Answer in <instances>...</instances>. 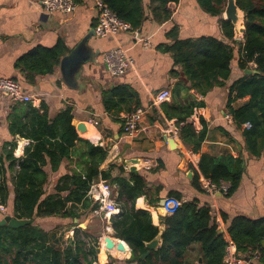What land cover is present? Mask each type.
<instances>
[{"label":"trees","instance_id":"obj_1","mask_svg":"<svg viewBox=\"0 0 264 264\" xmlns=\"http://www.w3.org/2000/svg\"><path fill=\"white\" fill-rule=\"evenodd\" d=\"M75 1L78 3L81 0ZM101 1L119 19L128 23L131 31L140 29L145 18L142 0ZM153 1L158 3L161 19L164 20L169 19L172 13L168 4L178 2ZM197 1L202 9L213 15H220L226 4V0ZM235 2L243 13L244 26L243 40L237 51V65L245 70L249 69V64H253L252 70L256 72L246 73L229 85L226 106L236 126L243 127L245 151L257 157L264 146V0ZM220 24L225 39L236 43L231 22L223 19ZM166 35L171 43L162 48L171 53L174 64L180 67L190 82L189 88L205 93L229 77L233 51L228 42L205 36L179 38L176 26L171 27ZM66 51L63 43L52 48L37 46L24 54L17 66L25 69L30 77L49 74ZM133 94L131 87L117 86L109 92L105 105L107 108L118 106V102L131 98ZM244 97L248 99L242 105L232 106L234 101ZM197 105L199 103L177 101L175 95L169 102L160 104L164 119H176L178 136L191 152L200 149L206 134L204 124L196 131L193 123L188 121ZM21 109V104L12 107L9 129L12 135L29 139L30 143L20 157L13 154L15 140L3 142L0 146V206L9 207L16 218L30 222L19 227L0 225V264H97V236L93 237L86 229H81V238L76 234L78 228H73L75 239L62 246L55 232L43 229L38 219H55L59 223L71 221L69 227L76 226L74 219L98 208V204L88 195L90 185L98 180L116 186L117 197L121 201L119 203L116 199L119 213L111 215L109 222L113 236L123 240L130 248L128 262L197 264L201 258L202 264H222L227 240H230L239 257L249 259L256 252L258 257L255 264H264V217H229L221 212L225 225L223 233L212 219L211 207L201 205L197 200L181 201L173 212L159 217V224L164 225L160 246L142 258L148 251L145 243L157 235L159 228L153 224L148 210L135 207V200L143 196L150 206H156L160 200L161 186H148L141 173L128 172L123 175L122 166L117 167L119 175L113 176L114 163L101 169L108 148L78 136L70 107L49 117L47 106L41 102L37 108L28 107L29 115L25 121H21L15 113ZM245 123L249 126H244ZM75 155L76 160L73 159ZM63 162H75V167L60 175L50 192L47 190L48 173L45 166L49 164L50 170L56 171ZM189 167L193 172L191 182L194 187L200 188V176L215 183L222 180L229 183L225 195H230L240 184L244 159L241 151L237 156L229 153L219 156L202 154L198 163H190ZM168 196L180 198L179 193L173 191ZM166 204L171 205V210L175 202ZM193 243L198 244L194 256L188 249ZM105 256L103 253L99 261L103 262ZM104 264H112V260Z\"/></svg>","mask_w":264,"mask_h":264},{"label":"crops","instance_id":"obj_2","mask_svg":"<svg viewBox=\"0 0 264 264\" xmlns=\"http://www.w3.org/2000/svg\"><path fill=\"white\" fill-rule=\"evenodd\" d=\"M38 2L0 0V76L16 78L22 90L31 96L30 101L19 102L0 93V146L3 142L15 140L13 154L20 157L30 143L29 139L10 132L9 115L13 106L22 105V109L15 112L21 121L28 117L29 106L37 108L41 102L47 106L49 117L70 107L74 126L83 123L86 126L85 133L87 129L94 131V139L87 140L107 146L108 154L101 169L114 163L116 167L112 170L113 176L119 175V166L124 168L122 174L127 175V160L136 159L138 173L143 175L148 186H161L160 200L156 206H150L143 196L135 200V207L148 210L153 224L158 227L160 214L157 208L163 199L167 209L171 205L166 202L172 201L175 206L189 200H197L201 205L208 204L212 219L223 233L225 225L221 220V212L229 217H264V146L257 157L245 151L243 127L236 126L226 106L229 85L246 73L237 65V51L243 33L234 35L233 39L237 42L233 43L225 39L222 32L220 22L225 19V6L220 15H213L202 9L197 0H178L177 3L168 4L172 13L169 19L164 20L161 19L157 2L142 0L145 18L135 34L125 31L114 36L99 37L93 32L97 15L94 0H81L72 13L52 14L43 13ZM173 26L177 27L179 38L205 36L228 42L233 51L229 77L205 93L189 88L190 82L180 67L174 64L171 53L162 48L171 43L166 33ZM143 40H148L149 45L143 46ZM58 43H63L67 51L54 65L51 73L30 77L25 69L17 66L18 60L31 49L37 46L52 48ZM115 45L123 47L134 58L133 67L118 76L111 75L102 62L104 52ZM248 66L252 69L254 65ZM120 85L131 87L133 96L118 102V106L107 108L105 99L112 89ZM162 89L170 91V98L165 102H169L172 95H175L177 101L199 103L188 118L196 131L203 124L206 126L205 139L197 152L188 150L179 136H170V129L177 128L176 119H164L160 104H152L154 96ZM247 99H237L232 106L239 107ZM136 108L143 110L138 130L126 136L122 131L124 118ZM94 121L97 123L94 124ZM77 134L86 138L79 132ZM166 138H172L173 143L170 145ZM240 151L244 159V172L238 188L232 194H208L192 185L193 172L189 164L196 165L202 154L219 156L229 153L237 156ZM73 159L76 160L77 155ZM74 167L75 162H63L60 169L52 171L47 164V190L52 192L58 177ZM113 189L117 197L115 185ZM170 191L178 192L180 200L169 197ZM116 199L121 202L118 197ZM108 235L114 241L118 239L113 236L112 228L106 226V233L98 237V256L100 250H104L103 246L100 249L101 240ZM127 248V254L121 256L104 250L102 254H106L105 260L100 264L108 259L112 260V264H135L127 261L130 258V248ZM188 249L194 256L198 244L193 243ZM240 260L242 264L256 263L254 255L249 259L240 257ZM197 264H202V261H197Z\"/></svg>","mask_w":264,"mask_h":264},{"label":"built area","instance_id":"obj_3","mask_svg":"<svg viewBox=\"0 0 264 264\" xmlns=\"http://www.w3.org/2000/svg\"><path fill=\"white\" fill-rule=\"evenodd\" d=\"M38 6L43 13L52 14L59 13H72L76 7L77 2L75 0H39ZM94 7L97 10L96 23L93 27V32L96 36L104 37L107 35L114 36L118 32H133L130 25L116 16L101 0H94ZM143 46H148V40L142 41ZM102 62L105 65L107 71L113 75L118 76L131 69L134 65V58L129 55L126 50L120 45H115L106 50L102 57ZM0 93L9 97L12 101L27 102L31 100V96L22 90L18 80L13 77L0 76ZM170 98V91L168 89H162L159 91L152 101V104L159 105ZM143 115L141 108L134 109L125 118L122 124V131L124 135H132L138 130L140 119ZM97 122L94 121V124ZM244 126L248 127L249 124L245 123ZM171 137H178V129L171 128ZM200 189L208 194L221 193L225 195L227 193L229 183L220 181L218 183L212 182L208 178L203 176L199 177ZM89 197L98 204V208L94 210L103 211L106 217L110 218L111 215L119 213V207L116 203V192L113 186L106 181L101 180L98 183H92L88 190ZM175 205L171 210L166 209V215L173 212ZM258 257V253H254V258ZM222 264H242L240 257L236 252L234 243L227 240V246L223 257Z\"/></svg>","mask_w":264,"mask_h":264},{"label":"water","instance_id":"obj_4","mask_svg":"<svg viewBox=\"0 0 264 264\" xmlns=\"http://www.w3.org/2000/svg\"><path fill=\"white\" fill-rule=\"evenodd\" d=\"M238 11H241L237 5L235 0H226V4H225V8H224V14H225V19L229 20L231 22V24L234 27V35H239L240 33L244 32V26H239V14ZM242 12V11H241ZM241 19H243V13L241 15ZM245 73L250 74V73H255L256 70H252V69H245L244 70ZM188 121H190V119H188ZM84 124L83 123H77L75 128L78 131L79 127H83ZM87 139V138H85ZM166 140H168L167 142L171 145L173 143V139L172 138H166ZM135 163H137L136 159H128L127 160V170L128 172L131 173H138V168L135 165ZM164 199L160 201L158 212L160 214V216H165L166 215V209L164 208ZM77 219H74V222H76ZM30 220L28 219H19L16 217H11L9 215L4 216L3 218L0 219V225H4V224H8L11 227H19L21 225L27 224L29 223ZM83 226V225H82ZM159 231L157 233V235L150 240L149 242L145 243L146 248L148 249V251L142 255V258H145L147 256V254L149 253L150 250H155L160 246L161 243V233L164 229V225L163 224H159ZM222 232V230H220ZM103 242H104V246L107 249H112L115 248L116 250L122 251L124 252L126 249V246H128L126 243H124L123 240L121 239H117L116 241H114L112 239L111 236H104L103 237ZM264 244V243H263ZM198 262L201 263V258L198 259Z\"/></svg>","mask_w":264,"mask_h":264},{"label":"rangeland","instance_id":"obj_5","mask_svg":"<svg viewBox=\"0 0 264 264\" xmlns=\"http://www.w3.org/2000/svg\"><path fill=\"white\" fill-rule=\"evenodd\" d=\"M239 24H243V19L239 21ZM79 133H84V128L79 127L78 128ZM9 188H12V184H9ZM82 212V211H81ZM9 215L11 217H15L13 215L12 210L9 209V207L6 206H0V219L4 216ZM39 225L50 232H55L56 238L59 239V242L62 246L67 244L69 240L72 238L75 239V234L73 233V228L68 230L69 224H71V221H66L65 223H59L58 220L55 219H38ZM108 221V222H107ZM76 227L78 228L76 234L78 237L83 238L81 234V229H86L88 233L91 234L93 237H101L102 234L106 233V226H110L109 220L106 219V215L103 211H97V212H88L86 214H82L79 219L76 220ZM83 225V226H82ZM99 241V238H98ZM100 249H102V240ZM103 250V249H102ZM101 250V254H99V258H102V252L104 250ZM110 259H108L109 261ZM97 264H100V261H97Z\"/></svg>","mask_w":264,"mask_h":264},{"label":"bare ground","instance_id":"obj_6","mask_svg":"<svg viewBox=\"0 0 264 264\" xmlns=\"http://www.w3.org/2000/svg\"><path fill=\"white\" fill-rule=\"evenodd\" d=\"M238 14H239V20H241V15H242V12L241 11H238ZM82 128H84V133H81V135H83V136H85L86 138H89V139H91V140H93L94 139V131L92 132L90 129H87L86 130V133H85V129H86V126L84 125ZM153 214H154V217H155V212L153 211ZM108 228V227H107ZM117 240V239H116ZM102 242H103V240H102ZM102 246H103V248H104V250L106 251V250H110L111 252H113V253H115V254H117V255H119V256H121L122 254H127V252H128V248H127V246H126V249H125V251L124 252H120V251H115V249L114 248H112V249H107V248H105V246H104V242H103V244H102ZM112 254V253H111Z\"/></svg>","mask_w":264,"mask_h":264}]
</instances>
